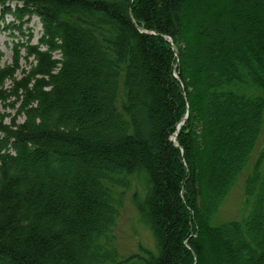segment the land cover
I'll return each instance as SVG.
<instances>
[{
  "label": "trees",
  "instance_id": "trees-1",
  "mask_svg": "<svg viewBox=\"0 0 264 264\" xmlns=\"http://www.w3.org/2000/svg\"><path fill=\"white\" fill-rule=\"evenodd\" d=\"M34 17L0 50V264H137L130 178L144 264H264V157L249 213L214 223L264 123V0H0V29Z\"/></svg>",
  "mask_w": 264,
  "mask_h": 264
},
{
  "label": "rangeland",
  "instance_id": "rangeland-1",
  "mask_svg": "<svg viewBox=\"0 0 264 264\" xmlns=\"http://www.w3.org/2000/svg\"><path fill=\"white\" fill-rule=\"evenodd\" d=\"M11 21V17H7ZM29 26V27H28ZM33 34L32 43H36L42 33V25L39 18L34 17L29 25H24V35L14 28L0 29V50L4 53L2 64L11 63L14 59L13 42H17L26 36ZM26 35V36H25ZM23 54V49H22ZM23 67L26 66L24 58L20 59ZM19 72V71H18ZM17 72V74H18ZM21 72V71H20ZM19 72L18 75H21ZM10 82L6 83L8 87ZM10 98L8 101H12ZM7 101V102H8ZM15 108L10 107L0 98V113L15 112ZM9 120V117L7 118ZM264 123L257 144L243 171L238 175L235 183L227 195L222 199L220 208L216 213L215 224H220L233 219H243L251 210V205L247 203L245 192V181L247 176L253 171L255 164L264 157ZM263 154V155H262ZM264 171V162L262 165ZM120 188H118V191ZM121 212L118 217L114 232L116 235V245L120 256H135L137 264H144L141 260L149 252H157L156 239L152 231L143 222L140 212L133 197L138 191L145 194L144 184L138 178H130V186L125 189Z\"/></svg>",
  "mask_w": 264,
  "mask_h": 264
},
{
  "label": "water",
  "instance_id": "water-1",
  "mask_svg": "<svg viewBox=\"0 0 264 264\" xmlns=\"http://www.w3.org/2000/svg\"><path fill=\"white\" fill-rule=\"evenodd\" d=\"M169 39V38H168ZM170 40V39H169ZM181 124L178 125V129L180 128ZM176 137H177V132L174 136H172V140H176Z\"/></svg>",
  "mask_w": 264,
  "mask_h": 264
}]
</instances>
